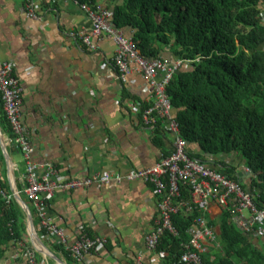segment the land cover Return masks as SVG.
Masks as SVG:
<instances>
[{
	"label": "crops",
	"instance_id": "obj_1",
	"mask_svg": "<svg viewBox=\"0 0 264 264\" xmlns=\"http://www.w3.org/2000/svg\"><path fill=\"white\" fill-rule=\"evenodd\" d=\"M113 3L98 0L105 8ZM30 4L41 19L29 16ZM91 29L76 0H0V63L12 64L23 90L22 121L34 149L32 160L54 165L65 177L79 178L127 175L152 167L169 153L172 138L166 134L163 146L157 145L153 130L143 122V106L149 104L147 81L138 72L125 82L119 79L112 38L98 41V51H91L70 36L73 31L89 34ZM4 134L9 150L11 138ZM188 151L197 153L200 147L189 143ZM18 154L23 167L15 154L10 156L16 181L23 184L26 164ZM0 158L2 174L7 163L1 140ZM220 160L243 173L242 182L250 191L251 175L245 174L241 158L234 154ZM7 175L9 181L8 168ZM158 201L152 186L141 181L56 193L44 211L64 230L69 244L76 242L81 226L106 243L81 262L47 246L57 259L43 256L40 264H168L146 243L155 228ZM221 215V208L213 204L208 218L217 222ZM255 239L264 245V237ZM20 250V245H12L0 264H27Z\"/></svg>",
	"mask_w": 264,
	"mask_h": 264
},
{
	"label": "trees",
	"instance_id": "obj_2",
	"mask_svg": "<svg viewBox=\"0 0 264 264\" xmlns=\"http://www.w3.org/2000/svg\"><path fill=\"white\" fill-rule=\"evenodd\" d=\"M82 6H97L98 0H76ZM112 24L132 38L138 54L150 61L178 59L191 61L187 69L174 75L168 95L172 102L173 118L180 124L181 135L190 144L196 143L200 152L190 153L191 159L207 162V156L228 178L248 190L237 168L220 160L224 155H237L250 169L249 187L254 202L264 208V0H114L107 8ZM0 124L3 132L13 138L3 111L0 96ZM149 105L143 106V111ZM143 115V112H142ZM154 140L163 146L165 133L161 124L153 129ZM10 153L20 150L15 144ZM4 165V159L0 158ZM0 261L12 245L23 242L36 250L28 235L26 215L17 204L8 181L7 168L0 174ZM23 191L24 183H17ZM180 201L192 202L191 190L180 185ZM30 207L40 237L56 254L69 260L73 256L63 245L45 238L37 210ZM236 209L231 206L222 212L217 222L220 234L206 264H264V245L242 231L235 223ZM204 209L198 207L190 216L183 212L174 215L178 235L165 234L157 252H166L168 264H175L189 243L188 229ZM86 232L93 236L92 230ZM22 253L26 248H21ZM38 263L43 255L36 250Z\"/></svg>",
	"mask_w": 264,
	"mask_h": 264
},
{
	"label": "built area",
	"instance_id": "obj_3",
	"mask_svg": "<svg viewBox=\"0 0 264 264\" xmlns=\"http://www.w3.org/2000/svg\"><path fill=\"white\" fill-rule=\"evenodd\" d=\"M83 8L91 21V32L88 34L73 31L70 36L91 51H98V41L103 38H112L115 41L113 63L119 79L125 82L133 72L143 75L149 88V107L143 111V122L152 130L161 124L165 135L172 138V147L154 166L127 175L106 173L83 178L65 177L52 164L40 165L32 160L34 149L22 121L23 90L20 81L14 75L12 64L0 63V96L5 118L13 136L11 145L15 144L20 150L26 164L24 189L19 192L20 194L23 192L33 202L40 225L46 231L45 238L52 243L63 245L79 262L84 261L88 254L104 245L106 240L98 236L91 237L86 228L81 226L77 232L76 242L69 244L64 230L47 217L44 211L46 201L58 192L88 190L93 187L118 185L124 181L148 183L152 186L153 193L159 197L155 228L146 237L147 246L151 250L157 251L165 234L178 235L173 223L174 215L183 212V215L190 216L198 207H203L204 214L195 218L193 225L188 229L190 241L183 245L185 252L175 264H206L218 238L217 228L210 226L208 221L209 209L213 204L220 207L222 212L233 206L237 212L234 217L236 225L253 238H263L264 208L256 205L252 191L244 189L240 183L228 178L226 173L220 170L221 167L213 165L211 162L213 157L207 156L210 161L207 163L191 159L188 155L189 142L182 137L180 124L173 118L172 102L167 90L174 75L186 69L191 61L147 60L138 54L132 38L127 37L122 30L112 24L111 13L107 8L99 4ZM28 13L33 19H41L33 4L28 6ZM245 174L252 176L250 169H246ZM182 184L190 188L192 202L179 200ZM0 194L8 200L12 198L1 186ZM19 245L26 248L22 256L27 264H40L37 261L36 250L27 248L23 242ZM160 254L165 258L168 255L166 252Z\"/></svg>",
	"mask_w": 264,
	"mask_h": 264
},
{
	"label": "water",
	"instance_id": "obj_4",
	"mask_svg": "<svg viewBox=\"0 0 264 264\" xmlns=\"http://www.w3.org/2000/svg\"><path fill=\"white\" fill-rule=\"evenodd\" d=\"M6 135L3 133V129L0 124V140H1V147L3 151V155L5 157L6 163H7V168L9 172V182L11 184V189H12V194L15 197V200L17 204L21 207L23 212L26 215V225H27V231L28 235L31 239L32 245L34 248L43 256L46 258H52V259H57L56 255L52 253V251L45 245L43 240L38 234L37 227L35 224V220L33 217V213L30 209V207L25 203L24 199L22 198L18 187H17V181H16V175H15V169L13 166V163L11 161V156L7 147V140H6ZM245 166V165H244ZM239 177H243V173L239 172L238 173Z\"/></svg>",
	"mask_w": 264,
	"mask_h": 264
},
{
	"label": "rangeland",
	"instance_id": "obj_5",
	"mask_svg": "<svg viewBox=\"0 0 264 264\" xmlns=\"http://www.w3.org/2000/svg\"><path fill=\"white\" fill-rule=\"evenodd\" d=\"M123 33H124V32H123ZM129 38H130V37H129ZM187 65H189V66L187 67V68H189L191 64H187ZM187 68H186V69H187ZM21 159H22V158H21V156H20L18 153L14 155V160H15L16 162L20 163V162H21ZM20 165H21V163H20ZM21 166L23 167V165H21ZM24 199H25L26 201H28V199H27L25 196H24ZM245 214L249 216V213H248L247 211H245Z\"/></svg>",
	"mask_w": 264,
	"mask_h": 264
}]
</instances>
